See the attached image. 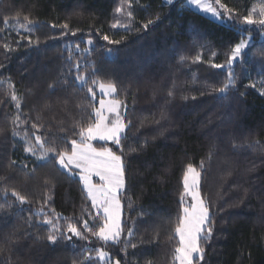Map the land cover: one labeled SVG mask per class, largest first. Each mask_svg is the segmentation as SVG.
Segmentation results:
<instances>
[{
    "label": "trees",
    "instance_id": "trees-1",
    "mask_svg": "<svg viewBox=\"0 0 264 264\" xmlns=\"http://www.w3.org/2000/svg\"><path fill=\"white\" fill-rule=\"evenodd\" d=\"M255 1L221 0L232 10L224 24L181 1L0 0V264H106L97 249L108 264H175L172 230L189 164L201 171L213 228L194 264H264V28L242 20ZM246 36L243 62L227 66ZM98 83L115 86L130 122L121 146L93 143L122 151L126 168L122 232L109 242L81 227L87 220L96 230L100 219L77 171L61 169L51 152L45 160L25 152L36 135L46 149L70 152L94 120ZM68 222L86 239H66Z\"/></svg>",
    "mask_w": 264,
    "mask_h": 264
},
{
    "label": "snow or ice",
    "instance_id": "snow-or-ice-1",
    "mask_svg": "<svg viewBox=\"0 0 264 264\" xmlns=\"http://www.w3.org/2000/svg\"><path fill=\"white\" fill-rule=\"evenodd\" d=\"M169 4L173 0H167ZM190 6H194L200 12L210 14L215 19H224L232 17V10L227 9L221 0H214V3L209 0H187ZM215 5H219L220 11ZM117 13L122 11L121 8L116 9ZM256 9H253L248 15L243 16L242 20L247 25L259 24L264 27V3L259 7V20L254 18ZM227 14V17L226 15ZM131 17V12L128 13ZM27 19V17L25 18ZM153 23L149 20L148 24ZM148 24L144 25L147 28ZM117 24L112 25L113 28ZM67 27V25H65ZM109 44H119L120 41L110 40L107 35L103 37ZM87 43L91 44V40ZM251 47V39H241L231 49V55L228 58V64L232 65L238 60L243 62V58L247 55L248 49ZM214 67H223L222 65H214ZM79 65H77V71ZM75 83L78 87L83 88L87 83L84 76H77ZM95 85L96 82L94 81ZM232 84L231 74L229 75V83L223 88L219 89L221 93L230 87ZM99 92L102 97H112L116 93V88L113 84L100 83L98 85ZM88 95L95 102L96 91L93 87L87 89ZM14 101L18 99L15 95L12 96ZM126 106L121 101L116 99L99 100V106L95 104L92 106L90 113L94 117L86 127H81L78 135L79 140L72 139L70 141L71 150H62L56 152L54 148L46 149L45 143L39 135L35 136V144L39 146L40 156L38 159L45 160L51 152L56 157V163L61 169L72 174L73 169H79L76 173L79 176V182L83 186V192L86 193L87 200L91 201V206L96 210V215L100 219V223L93 230L87 220L81 225L83 231L90 232L92 236L99 238L104 242L118 241L122 232L120 208L121 203L119 194L126 188V168L121 154H117L112 148L108 146H101L99 148L92 145L93 140L111 141L116 146H121V143L126 139V129L130 127V122L126 123L120 109ZM33 128L38 126L33 124ZM35 135V134H34ZM135 151V149H131ZM25 152L35 154L36 148L28 146ZM203 168V163L200 165ZM94 178H96L94 180ZM201 179V171H198L192 164L187 165L183 173V188L184 192L181 195V210L177 218V222L173 228L174 237L178 238L177 246L174 249L175 264H194L197 257L203 259L204 248L201 246L202 242L209 241L212 237L213 228L210 226V210L206 201L201 197L199 191V184ZM12 196L19 201L21 205L26 203V198L16 191L12 192ZM190 196L191 203L184 204V197ZM41 213H38L40 215ZM44 224L52 225L53 232H61L59 225L55 224L51 219H45ZM129 236L132 235V229H129ZM66 239L71 240L72 237L78 239H86L83 232L76 226L75 223L68 222L66 225V233L62 232ZM70 234V235H67ZM47 239L50 242H55L57 236L49 234ZM169 239H173L172 236ZM135 247V245H133ZM98 258L103 260L108 254L102 250L97 249ZM119 264V261H115Z\"/></svg>",
    "mask_w": 264,
    "mask_h": 264
},
{
    "label": "rangeland",
    "instance_id": "rangeland-1",
    "mask_svg": "<svg viewBox=\"0 0 264 264\" xmlns=\"http://www.w3.org/2000/svg\"><path fill=\"white\" fill-rule=\"evenodd\" d=\"M164 1H166L167 2V0H164ZM175 1H181L182 2V4L183 5H185V6H187V7H189V8H191V9H193V10H195V11H197V12H199L200 14H202V15H204V16H207V17H209V18H211V19H213V20H215V21H218V22H220V23H224V24H229L228 23V20H227V18H224V19H215V18H213L210 14H205V13H203V12H200L197 8H195L194 6H190L188 3H187V0H173V3L175 2ZM209 2H212V3H214V0H209ZM261 3H264V0H256L252 5H251V11L253 10V9H256L257 11H256V13L254 14V18L255 19H257V20H259L261 17L259 16V7H260V5H261ZM218 9H219V5H215ZM220 11H223V9H219ZM226 15V14H225ZM249 27H251V28H257V27H260L261 28V26L257 23V24H254V25H249ZM264 28V27H263ZM261 39L263 40L264 39V33H262L261 35ZM251 39V41H252V37L251 36H246V38H244V39ZM228 62V61H227ZM226 62V63H227ZM227 66H231V65H229L228 63H227ZM100 83H98V85H99ZM105 85H107L108 83H104ZM98 85H97V87H96V91H97V93H98V95L100 96V98L98 97V99L100 100L101 98H104V99H115V98H113V97H102L101 96V94H100V92H99V89H98ZM117 100V99H116ZM98 106H99V101H98ZM120 111H122V108L120 109ZM122 113V112H121ZM95 141H99V142H111V141H100V140H93L91 143H92V145H93V143L95 142ZM31 146H34L35 148H36V152H35V154H32V153H29V154H32L33 156H35V157H39L40 156V149H39V146L38 145H36V144H30ZM94 146V145H93ZM95 147V146H94ZM73 170H76L77 172L76 173H78L79 172V169H73ZM73 170H72V172H73ZM77 175V174H76ZM77 177L79 178V176L77 175ZM96 178H94V180H95ZM83 187V186H82ZM120 203H121V201H120ZM191 203V197L190 196H186V197H184V204L187 206V205H189ZM120 219H121V222H122V205H121V208H120ZM105 253H107L108 254V252L107 251H105V250H103ZM108 256H109V254L103 259V260H101L102 262H106V264H108L107 263V259H108ZM197 258H199V257H197ZM104 264V263H103ZM113 264V263H112Z\"/></svg>",
    "mask_w": 264,
    "mask_h": 264
}]
</instances>
